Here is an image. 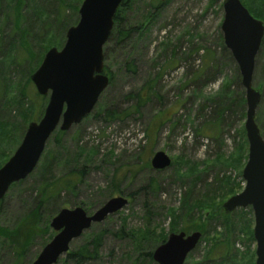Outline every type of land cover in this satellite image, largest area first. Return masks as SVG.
Here are the masks:
<instances>
[{
    "label": "rangeland",
    "instance_id": "obj_1",
    "mask_svg": "<svg viewBox=\"0 0 264 264\" xmlns=\"http://www.w3.org/2000/svg\"><path fill=\"white\" fill-rule=\"evenodd\" d=\"M82 1L26 0L22 15L41 31L37 19L42 22L60 10L69 28L78 22ZM239 1L264 23V0ZM223 2L162 0L158 14L146 19L144 30L132 31L125 39L124 30L140 25L147 17L146 9L158 1L134 0L123 8L118 26H113L103 47L109 85L96 106L63 132L58 143L50 137L35 170L10 187L0 202V264H31L55 234L49 227L55 216H50V207L40 211L35 225L28 218L38 202L43 163L52 167L48 180L70 171L82 174L74 192L61 196V209L80 207L92 215L111 198L127 200L122 210L93 224L70 244L73 251L105 232L98 257L85 264H156L145 255H152L170 234L195 232L200 234L199 242L184 264H254L251 209L228 215L220 209L243 190L241 172L247 160L244 89L238 67L223 44ZM13 16L11 9L5 10L6 21L0 26L4 44L13 32ZM45 30L50 34L46 45L61 42L46 52L60 50L64 35L61 41L56 29ZM33 50L36 53L37 48ZM1 51L0 167L19 146L27 125L40 120L48 98L37 96L30 75L38 67L28 73L24 49ZM146 86L151 92L147 96ZM252 87L261 93L255 122L264 140V36L255 57ZM139 92L145 103L134 112ZM241 94L242 109L238 103L232 107V99L238 101ZM127 109L128 115L119 120L103 119L104 110ZM157 152L171 162L162 171L150 165ZM193 204L199 207H190ZM216 241L220 242L217 247ZM13 246L22 255L17 257ZM214 248L229 252L227 261L206 262L205 256ZM64 260L65 255L56 264Z\"/></svg>",
    "mask_w": 264,
    "mask_h": 264
},
{
    "label": "water",
    "instance_id": "obj_2",
    "mask_svg": "<svg viewBox=\"0 0 264 264\" xmlns=\"http://www.w3.org/2000/svg\"><path fill=\"white\" fill-rule=\"evenodd\" d=\"M123 0H83L78 22L69 27L60 50L49 49L38 68L30 75L36 93L48 95L38 122L27 125L12 156L0 167V201L11 185L25 180L36 168L47 141L55 131L66 132L88 116L109 85L104 74L103 47L113 29V18ZM220 25L225 48L236 63L244 89V131L247 160L241 172L244 188L222 206L224 214L250 208L255 242L254 264H264V140L255 122L261 93L252 87L255 57L264 36V23L254 18L239 0H224ZM162 152L153 154L150 165L162 171L170 166ZM127 205L123 197L105 202L92 215L82 208L60 209L49 227L55 233L31 264H56L67 254L70 244L93 224L102 223ZM200 234L172 233L152 253L156 264H184L197 246Z\"/></svg>",
    "mask_w": 264,
    "mask_h": 264
},
{
    "label": "trees",
    "instance_id": "obj_3",
    "mask_svg": "<svg viewBox=\"0 0 264 264\" xmlns=\"http://www.w3.org/2000/svg\"><path fill=\"white\" fill-rule=\"evenodd\" d=\"M26 1V0H25ZM24 0H0V5L2 6L1 8V13H0V26L2 25V23H4L6 21V17H5V10L7 9H11V12H13L14 16H13V21L11 24L12 30L13 32L7 36V39H10L6 42V44H4V38L2 37L4 35L3 31L1 30L0 32L3 33V35H1L0 38V53L2 52L1 50L4 49L6 50V48L9 49V51L11 50L12 47H17L20 46L24 49V52L27 54L28 59H24L23 60V64L26 65L27 64V68L29 65V70L28 73H32L41 63L42 58L46 52V50L50 47V46H54V45H58L61 46V42H56L54 41L53 43H51V45H46V39L47 37L50 35L48 32H46L45 28L48 29H56L57 32H59L60 37H61V41H63V35H64V39H65V32L68 28V26L70 25L69 22H67V20L65 18H63L62 16H60V10H57L55 15L48 18L47 20L44 21H40L39 19H37L38 23L41 24V31L40 30H36L35 27H32L30 25V23L28 21L25 20V18H23L22 12L23 9L25 7H27V2H25ZM32 1V0H29ZM134 0H123V2L121 3V5L118 7L114 18H113V26L116 28V26H118V23L120 22L119 18L121 16V13L131 4V2H133ZM158 1V5L154 6V5H150L149 6V10L146 9L147 12V17H145V19L141 22L140 25L138 26H134L132 27V29H125L124 30V39L132 32V31H137V30H144L145 23H146V19L147 21H150L151 18L153 16H156L158 14L159 11V5L161 4L162 0H157ZM209 3H214L215 0H208ZM4 5L6 7H4ZM148 5V4H147ZM64 6V5H63ZM4 11V14H3ZM28 22V23H27ZM149 23V22H147ZM6 39V40H7ZM45 44V45H44ZM35 47V49L37 48L36 53H32L34 50L33 48ZM132 62V61H131ZM130 65L132 63H129ZM128 64V71L131 69L130 65ZM133 70V69H132ZM150 92V87L146 86V96L149 95ZM151 93V92H150ZM24 96V95H23ZM38 97L42 98V96H39L37 94ZM129 98L133 97V95H128ZM136 98H134V107H133V111L137 112L138 108L141 107V105H143L145 103V100L143 99V96L141 94V92L137 93L135 95ZM239 100L237 101V99L233 98L231 103V106L233 107V105H237V103L239 104V107H243V103L244 100L242 98V94L239 95ZM225 97H223L224 99ZM229 106V107H231ZM228 110V109H227ZM128 115V109L125 110L124 112H118L116 110H104L103 111V119L104 121H115V120H119L122 117H125ZM63 132L61 131H55L52 136H54L55 142L58 143V137L60 135H62ZM51 136V137H52ZM244 144L247 143L244 141ZM42 157V156H41ZM51 166H47L46 167V163H43L41 169H42V174H41V178L39 179V183H38V202L34 208V210L31 211V213L29 214L30 216L28 217L29 219L33 220L31 224L35 225L36 223L34 222V220L38 219L40 217V211H43V208H47L50 207L52 212H50V216H54L57 214V212L61 209V207L64 205V201H62L61 196L62 195H69L72 194L75 190V186L77 184L78 181H80L82 174L79 172H73L70 171L68 174H64L61 175L55 179H53V177L51 176V180H48L47 178L50 177L51 175ZM21 183V182H18ZM17 184V183H16ZM15 185V184H13ZM11 185V187L13 186ZM152 185H150V188L152 190H157L158 187L155 186L154 188L151 187ZM115 189V188H114ZM116 190V189H115ZM114 190V191H115ZM190 193L187 194V196L184 198V205L188 203L189 199H190ZM1 202V201H0ZM201 204V203H198ZM190 207H199L198 205H191ZM225 226V225H224ZM47 228V225L45 226ZM228 231V230H226ZM44 232V231H43ZM104 231L100 232L98 235H95L93 237H91L87 242H85L84 244H82L81 246H79L77 249L73 250V251H69L67 254H65V260H64V264L67 262H71L73 264H85L89 261H93L98 257V253H99V249L101 247L102 244V239L104 236ZM222 236V235H221ZM51 238V236H48V239ZM224 238H226L224 236ZM162 242V241H161ZM13 243V242H12ZM216 245L215 247H217L220 242L216 241ZM14 244V243H13ZM13 250L16 254L17 257L20 256L21 252H17L16 253V248L15 246H13ZM22 255V253H21ZM146 257H148V260L150 261L151 258V254H146ZM230 256L229 252H221L219 253L218 251H216V248L211 249L209 251V253H207V255L205 256L206 262H210V261H216L218 260L219 262L221 261H227V258Z\"/></svg>",
    "mask_w": 264,
    "mask_h": 264
}]
</instances>
